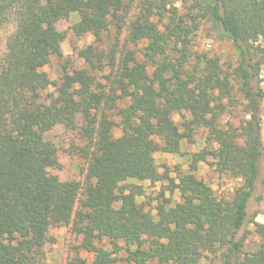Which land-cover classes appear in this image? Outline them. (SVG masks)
<instances>
[{"label": "trees", "instance_id": "16d2710c", "mask_svg": "<svg viewBox=\"0 0 264 264\" xmlns=\"http://www.w3.org/2000/svg\"><path fill=\"white\" fill-rule=\"evenodd\" d=\"M177 1L0 0V264H41L50 227L69 225L81 240L68 264H202L220 252L219 264H264V222H255L261 237L255 251L243 254L238 238L263 154L264 89L254 80L262 64L255 57L264 0H194L184 12ZM72 14L77 36L100 40L114 22L127 28L128 42H145L140 52L118 56L111 49L106 64L93 44L78 51L92 70L110 66V85L84 68L66 72L60 83L43 70L62 54L58 22ZM199 18L232 40L239 55L232 72L207 55L189 67ZM236 85L249 118L222 126L223 99H233ZM58 124L77 128L85 142L75 149L87 162L84 180L52 171L63 165L46 133ZM201 126L217 147L195 154L179 173L180 201L157 197L156 212L147 209L154 201L138 200L145 196L142 182L169 178L155 153H179ZM201 161L243 183L219 197L195 174Z\"/></svg>", "mask_w": 264, "mask_h": 264}, {"label": "rangeland", "instance_id": "374dc122", "mask_svg": "<svg viewBox=\"0 0 264 264\" xmlns=\"http://www.w3.org/2000/svg\"><path fill=\"white\" fill-rule=\"evenodd\" d=\"M193 2L194 0H179L177 1V6H179L181 12H184ZM77 18L76 14H72L58 22L59 29L65 33V38L62 42V54L52 56L50 62L43 67V70L49 74L52 80L60 83L66 72L84 68L96 77L98 83L110 85V81L107 79V76L111 73L110 66H105L103 70H92L89 64L79 55L78 51L89 44H93L96 49L105 54L103 62L106 64L109 62L108 56L111 49L115 48L118 56L129 48L140 52L145 46V42H140L137 45L128 42L127 28L124 27L120 30L114 22L110 23L109 29L103 32L100 40H96L91 34L77 36L71 29ZM192 26L189 67L191 69L194 68L202 56L207 55L217 58L225 71L232 72L239 64V55L232 40L220 25L208 18H199ZM256 44H260L261 48H258L255 58L260 60L262 64L260 74L254 82L264 89V38H261ZM48 92L55 95V88L51 87ZM247 101V98L238 90L236 85L233 99H223V102L226 103V111L220 119V124L222 126H227L228 123L239 125L242 120L249 118L245 111ZM185 115L189 116V113L185 112ZM174 120L181 125L182 115L180 113L174 114ZM208 134L209 130L206 127H196L193 140L184 139L179 153L157 151L155 159L158 169L162 173L168 172L169 178L155 183L150 181L142 182L145 187V196L140 197L138 200L148 202L157 197L160 199L164 197L171 198L173 202L180 201V192L177 187L179 173L187 172L190 169L195 154L205 149L217 147L215 142L207 140ZM46 138L55 142L59 147L63 165L61 168L52 169V171L62 179L76 178L84 180L87 162L75 151L77 146L79 147L85 143L80 137L78 129L58 124L46 133ZM261 141L263 154L259 160V175L253 195L248 203V220L238 233V238H242L244 241L243 254L253 252L259 247L261 237L256 231L255 222H264V99L262 101ZM210 160H212L211 157ZM194 172L199 178L211 185L219 197L229 195L243 183L241 178L220 174L214 166L205 161L198 162L197 169ZM171 178L175 179V182H172ZM172 187L176 188L174 192L171 190ZM162 192H164V196L161 195ZM153 201L152 204L147 205V209L155 213L157 201ZM80 240L81 238L77 237L71 225L51 226L41 264H68ZM104 242L108 243L106 239H104ZM220 253L216 255L208 254V256L203 258L202 264L221 263L222 257ZM81 254L89 258L92 256L84 251Z\"/></svg>", "mask_w": 264, "mask_h": 264}]
</instances>
